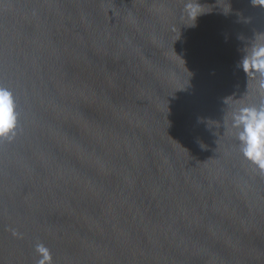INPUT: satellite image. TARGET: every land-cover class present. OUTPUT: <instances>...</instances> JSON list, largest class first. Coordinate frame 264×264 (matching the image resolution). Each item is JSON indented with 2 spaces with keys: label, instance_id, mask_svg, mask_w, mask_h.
I'll use <instances>...</instances> for the list:
<instances>
[{
  "label": "water",
  "instance_id": "1",
  "mask_svg": "<svg viewBox=\"0 0 264 264\" xmlns=\"http://www.w3.org/2000/svg\"><path fill=\"white\" fill-rule=\"evenodd\" d=\"M254 40L252 0H0V264L38 241L54 264H264V175L231 127L262 99L236 67Z\"/></svg>",
  "mask_w": 264,
  "mask_h": 264
},
{
  "label": "clouds",
  "instance_id": "2",
  "mask_svg": "<svg viewBox=\"0 0 264 264\" xmlns=\"http://www.w3.org/2000/svg\"><path fill=\"white\" fill-rule=\"evenodd\" d=\"M254 7L264 8V0H252ZM185 13L195 23L202 14L197 4L186 3ZM194 23L192 25H194ZM236 67L246 74L247 79L255 78L262 99L257 104L241 105L232 112L231 127L235 130L239 153L254 171L264 175V42L254 40L246 47ZM19 110L15 93L0 84V143L11 142L19 127ZM21 234L13 231V236ZM36 264H54L51 249L43 242L34 244Z\"/></svg>",
  "mask_w": 264,
  "mask_h": 264
}]
</instances>
